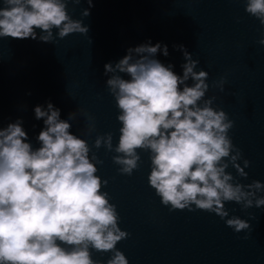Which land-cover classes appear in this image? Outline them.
Here are the masks:
<instances>
[{"label": "clouds", "instance_id": "clouds-1", "mask_svg": "<svg viewBox=\"0 0 264 264\" xmlns=\"http://www.w3.org/2000/svg\"><path fill=\"white\" fill-rule=\"evenodd\" d=\"M80 2L0 0V38L53 43L57 37L88 34L89 27L68 12L69 3ZM87 3L83 17L90 15L93 0ZM245 11L264 26V0H246ZM173 48L185 61L182 76L173 64L156 58L169 56L168 45L160 42L129 47L114 65H104L121 127L115 147L111 132L97 136L94 147L115 152L113 163L129 176L141 160L137 150L148 151V182L163 206L214 213L235 233H250L249 221L229 217L225 203L235 202L245 211L264 207V183L242 184L226 171L231 166L247 179L250 166L229 136L234 121L213 107L215 96L205 99L209 73L196 70L200 61L182 44ZM225 83L221 77L214 85L223 92ZM33 111L44 124L38 148L29 142L22 119L0 128V264H101L90 249L111 252L107 264H129L116 245L130 234L119 227L116 205L102 191L107 181L96 175V165L103 162L90 158L88 142L70 131L76 113L61 119V109L51 101ZM88 119L91 133L94 118Z\"/></svg>", "mask_w": 264, "mask_h": 264}]
</instances>
